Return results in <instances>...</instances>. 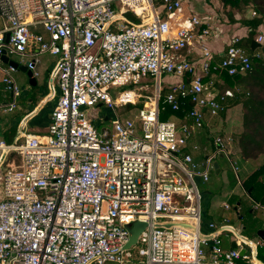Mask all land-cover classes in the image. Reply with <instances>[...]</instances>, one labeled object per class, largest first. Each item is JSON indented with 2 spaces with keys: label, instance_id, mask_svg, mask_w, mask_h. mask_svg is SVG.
I'll list each match as a JSON object with an SVG mask.
<instances>
[{
  "label": "built area",
  "instance_id": "built-area-1",
  "mask_svg": "<svg viewBox=\"0 0 264 264\" xmlns=\"http://www.w3.org/2000/svg\"><path fill=\"white\" fill-rule=\"evenodd\" d=\"M190 2L0 0V54L17 57L33 76L41 55L56 59L45 98L55 103L47 134L27 133L26 117L14 143H0V264H264V241L244 236L245 227L203 220L198 182H209L215 159L226 157L239 173L230 159L233 139L191 142L212 132L235 97L211 69L235 76L251 62L244 37L227 33L216 15H186ZM218 40L225 45L215 52L211 41ZM254 41L264 45V33ZM191 50L197 63L183 54ZM15 71L3 69L12 95L0 101L4 113L17 108L21 93ZM163 74L179 79L165 101L175 111L190 104L184 121L159 118ZM148 77L156 81L153 98L121 118L116 108L135 105L129 96ZM129 85L134 89L119 91ZM13 153L19 163L5 164ZM222 207L231 210L228 201ZM135 222L145 224L137 256L135 245L125 248Z\"/></svg>",
  "mask_w": 264,
  "mask_h": 264
},
{
  "label": "rangeland",
  "instance_id": "rangeland-1",
  "mask_svg": "<svg viewBox=\"0 0 264 264\" xmlns=\"http://www.w3.org/2000/svg\"><path fill=\"white\" fill-rule=\"evenodd\" d=\"M205 3L212 6V10H210L208 13H211L213 15H216L217 19L220 20V24L225 26V30L227 33L230 32L231 34H236V32H239L243 29L245 30V33L247 34V29L241 24L237 23L238 25L231 23V18L229 17V10L223 6L222 2L220 0H204ZM247 9L244 13H237L234 12V18L241 19L243 17H249L253 16V11ZM127 17L129 19H132L134 21H139L131 12H128ZM234 25V26H232ZM3 26V20L0 18V27ZM240 26V27H239ZM239 27V28H238ZM237 28V29H236ZM230 30V31H229ZM261 32L264 33V26L260 29ZM242 32H240V35H243ZM225 33L226 35H228ZM238 35V34H236ZM243 37V36H242ZM247 37L244 36V38ZM243 38V39H244ZM214 40V39H213ZM221 41L220 45L218 46L219 49L223 48V45H225V41ZM215 42V41H211ZM217 42V43H219ZM219 51V50H215ZM197 51L191 50L190 52H184L183 54H187V59L190 60L193 64L197 63L198 56L196 55ZM185 56V55H184ZM11 59L17 60L15 57H11ZM18 62V60L16 61ZM16 80V79H15ZM178 77H175L174 75H167L163 74L161 78V83L163 89L169 88V85L172 83L178 82ZM17 84L19 85L18 81L16 80ZM141 86L144 88L137 89L136 95H139L136 100L135 105H128L126 107H117V113L121 118H128L134 116L139 109H141L146 102H150V99L153 98L155 93V86L156 81L148 77L146 80L141 82ZM147 84V85H145ZM20 86V85H19ZM135 86L129 85L127 87H124L123 89H119L120 92L124 90H131L134 89ZM129 98L131 100H134V95L130 94ZM139 105H142L140 108ZM101 112H104L105 114L110 115L111 112L107 110L105 106H102L99 108ZM90 112L88 113V115ZM95 119V118H94ZM96 120V119H95ZM161 121H168V120H176V117L172 115H167V117H164L160 119ZM241 125H242V108L239 105H233L230 108V111L227 113L225 117L218 118L214 122V127L212 129L211 135H220L228 140L233 139V142L231 143V151L232 154H230V159L232 162H236V164L239 167V173L238 175L234 172V170L231 167L229 159H227L224 156H218L215 161L219 164L218 170H212L210 172V180L207 183H203L202 181L198 182L199 190L202 194V209H203V220L204 223H207L210 220H217L219 216H222L223 218H226L229 220V224L235 226V227H245L243 230H241V233L249 238L250 240L257 242L259 240L257 236V232L261 230L264 227V211L262 209L253 210L252 211V203L248 200L247 196L244 195L243 188L241 186L240 182H244L245 178L248 176V174L253 170L254 165L256 167L261 163L260 160L252 161L251 163L254 164H246L245 160H242L237 155V148L234 145V137L238 136L241 132ZM45 133L44 135H46ZM203 136L207 139H210L209 134L202 133ZM199 136H194V139L191 140L192 143H197L199 145H202L199 143ZM205 141V142H206ZM22 142V141H21ZM12 161L19 163L20 156L18 154L13 155ZM7 161H11V157L7 159ZM245 167L247 169L245 170ZM228 197H230L228 199ZM233 198V199H231ZM232 201H231V200ZM224 201H228L231 205V210H225L222 207V203ZM241 202V211H240V217L237 215L235 210V205L237 203ZM141 245L137 244L135 245L132 252L135 256H137L138 251L140 249ZM134 264H139V260H134ZM107 264H114V263H107Z\"/></svg>",
  "mask_w": 264,
  "mask_h": 264
},
{
  "label": "trees",
  "instance_id": "trees-1",
  "mask_svg": "<svg viewBox=\"0 0 264 264\" xmlns=\"http://www.w3.org/2000/svg\"><path fill=\"white\" fill-rule=\"evenodd\" d=\"M220 1L229 10L231 23H239L248 31L247 37L242 39L240 45L250 58L251 68L246 73L235 76H229L226 71L221 69H211V73H217L225 85L235 92V97L229 101L227 109L221 115L225 116L228 108L233 105H239L242 108L241 132L234 137V145L238 150L237 155L242 160L261 161L255 170L245 178L243 185L250 198L264 206V45H259L254 41L255 36L264 26V0ZM247 9L255 12V16L237 20L234 18V12L244 13ZM219 60L217 57L212 63V68L217 65ZM166 93L167 89H163L159 102V118L172 115L184 121L186 113L191 109L190 104L184 102L180 109L175 111L166 103ZM139 106L142 107V105ZM239 203L242 205L241 202Z\"/></svg>",
  "mask_w": 264,
  "mask_h": 264
},
{
  "label": "crops",
  "instance_id": "crops-1",
  "mask_svg": "<svg viewBox=\"0 0 264 264\" xmlns=\"http://www.w3.org/2000/svg\"><path fill=\"white\" fill-rule=\"evenodd\" d=\"M212 8L213 7L205 3L204 0H191V2L185 7V14L186 15L198 14L202 16L206 14H211L208 12L212 10ZM235 25H238V24H235ZM4 26H5V22L3 21V26L0 27V30H2ZM240 32H242V30L239 32H236V34L240 35ZM242 34L243 35L241 36L243 37L246 36L244 29H243ZM219 45L220 44L217 42H212L211 48L213 49V51L215 50L220 51L221 49L218 48ZM219 51H215V52H219ZM15 58L18 60L17 57ZM13 60L17 61L15 59ZM55 62H56L55 57L49 54H44L40 56L39 62L37 63L36 69H35V72L37 73V75L33 76V78L35 79V85L30 83V78L28 77L27 73L23 72L22 70L15 71L14 77L20 85L21 93L19 97L17 98V108L12 113H4L0 109V143L4 142L6 145L13 144L18 134L19 125H20L19 123H21L20 121L24 120L26 117H28L27 118V128H26L27 133L33 134V135H44L45 133H47L51 113L55 106V103L54 102L46 103L45 98L48 95L49 75H50L52 68L54 67ZM8 66L9 65L4 64L3 61L0 60V101H2V103H9L12 98V95L5 91V86L2 82L3 69L8 68ZM133 95H134V101H136L135 99L138 98L139 95H136V94H133ZM230 108H228L225 116L230 111ZM225 116L220 115L219 118L225 117ZM208 134L210 136H214L213 134L211 135L210 132H208ZM201 136L203 135H200L199 136L200 138L198 140H199V143L203 145L206 141V138L201 137ZM14 154L16 153H13L12 155L9 156L11 157V161L14 157L13 156ZM0 155H1V151H0ZM7 163L8 161H6L5 164ZM216 163H217V167L216 166L215 167H216V170H218L220 167H219L218 162ZM246 164H254V163H251L250 161H246ZM4 167L6 166L3 165V168ZM255 168H256V165H254V168L250 173H252L255 170ZM246 169L247 167H245V170ZM229 198L230 197H228V199ZM251 199L252 198H248V200L252 203L251 204L252 211L258 210V209H262L264 211L263 206H262L263 208H258V209L253 207L254 203L252 202ZM237 204H240V203H237ZM237 215L239 216V218H241L240 212ZM224 219L225 218H223L222 216H219V218L215 220V222H220ZM258 241L260 242V240ZM229 248H230L229 242L225 243V249H229ZM258 259L264 263V245L262 246L260 245L258 248Z\"/></svg>",
  "mask_w": 264,
  "mask_h": 264
},
{
  "label": "water",
  "instance_id": "water-1",
  "mask_svg": "<svg viewBox=\"0 0 264 264\" xmlns=\"http://www.w3.org/2000/svg\"><path fill=\"white\" fill-rule=\"evenodd\" d=\"M9 35L6 36L5 42H8ZM0 60L3 61L4 64L14 67L16 70H22L23 72L28 74V77L30 78V83L35 85V79L33 78V73L28 70V68L25 65H21L18 62L11 60L7 55L6 51L2 50L0 54ZM116 91H112V95L115 96ZM217 167V163L215 164ZM130 231V238L129 242L126 245V249H129L131 246L135 245L138 239L139 234L144 230L145 224L140 222H135L131 226L128 227ZM257 236L259 239L264 241V227L257 232ZM244 251H242V254Z\"/></svg>",
  "mask_w": 264,
  "mask_h": 264
}]
</instances>
